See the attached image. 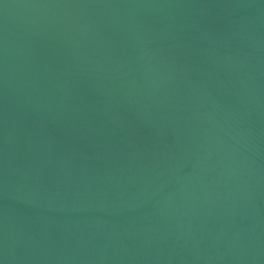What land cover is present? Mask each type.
Wrapping results in <instances>:
<instances>
[{"label": "water", "instance_id": "1", "mask_svg": "<svg viewBox=\"0 0 264 264\" xmlns=\"http://www.w3.org/2000/svg\"><path fill=\"white\" fill-rule=\"evenodd\" d=\"M0 264H264V0H0Z\"/></svg>", "mask_w": 264, "mask_h": 264}]
</instances>
